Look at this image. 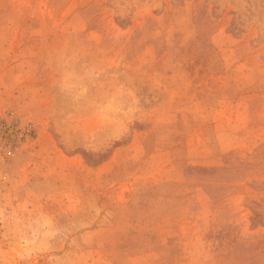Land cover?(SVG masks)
<instances>
[{"label":"rangeland","instance_id":"obj_1","mask_svg":"<svg viewBox=\"0 0 264 264\" xmlns=\"http://www.w3.org/2000/svg\"><path fill=\"white\" fill-rule=\"evenodd\" d=\"M0 264H264V0H0Z\"/></svg>","mask_w":264,"mask_h":264}]
</instances>
